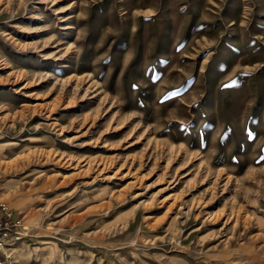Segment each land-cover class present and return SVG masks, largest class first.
I'll list each match as a JSON object with an SVG mask.
<instances>
[{"label":"rangeland","instance_id":"rangeland-1","mask_svg":"<svg viewBox=\"0 0 264 264\" xmlns=\"http://www.w3.org/2000/svg\"><path fill=\"white\" fill-rule=\"evenodd\" d=\"M10 264H264V0H0Z\"/></svg>","mask_w":264,"mask_h":264},{"label":"built area","instance_id":"built-area-1","mask_svg":"<svg viewBox=\"0 0 264 264\" xmlns=\"http://www.w3.org/2000/svg\"><path fill=\"white\" fill-rule=\"evenodd\" d=\"M21 226V219L15 216L12 210L5 204L0 202V264H10L4 254L2 248L5 245V239L11 237L18 240L21 235L19 228Z\"/></svg>","mask_w":264,"mask_h":264},{"label":"bare ground","instance_id":"bare-ground-1","mask_svg":"<svg viewBox=\"0 0 264 264\" xmlns=\"http://www.w3.org/2000/svg\"><path fill=\"white\" fill-rule=\"evenodd\" d=\"M6 248H2V250H3V252H4V254L8 257V256H10L7 252H6V250H5Z\"/></svg>","mask_w":264,"mask_h":264}]
</instances>
